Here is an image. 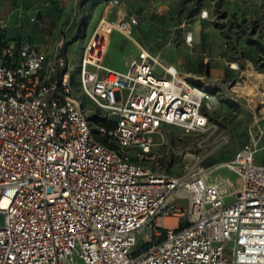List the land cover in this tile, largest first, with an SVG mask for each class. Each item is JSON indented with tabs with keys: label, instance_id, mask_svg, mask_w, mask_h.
Returning <instances> with one entry per match:
<instances>
[{
	"label": "built area",
	"instance_id": "2783aa9c",
	"mask_svg": "<svg viewBox=\"0 0 264 264\" xmlns=\"http://www.w3.org/2000/svg\"><path fill=\"white\" fill-rule=\"evenodd\" d=\"M114 30L131 34L98 19L77 72L64 38L52 53L0 48V264H264V112L229 161L159 172L169 151L154 136L171 125L210 137L215 95L146 49L124 72L104 66ZM76 83L101 114L85 113ZM219 169L234 180L211 178Z\"/></svg>",
	"mask_w": 264,
	"mask_h": 264
},
{
	"label": "rangeland",
	"instance_id": "374dc122",
	"mask_svg": "<svg viewBox=\"0 0 264 264\" xmlns=\"http://www.w3.org/2000/svg\"><path fill=\"white\" fill-rule=\"evenodd\" d=\"M110 11L114 25L121 18L130 22L132 36L127 39L117 30L110 34L104 66L124 72L128 57L137 53L134 44H139L150 52L160 51L158 63L174 62L182 75L196 77L215 95L209 115L216 132L206 138L162 126L154 136L155 148L168 149L169 154L157 170L179 174L187 158L199 159L209 170L229 161L248 140L254 115L264 112V0H0V46L23 39L52 53L64 38L71 42L67 55L77 72L82 47L98 19ZM200 11L207 16L199 17ZM187 32L192 33L190 46L184 41ZM176 50L184 54L181 61ZM253 89L256 103L249 95ZM75 93L88 116L102 113L78 83ZM119 94L115 92L116 99ZM216 170L211 178L220 173L234 180L228 171Z\"/></svg>",
	"mask_w": 264,
	"mask_h": 264
},
{
	"label": "crops",
	"instance_id": "0c3cea01",
	"mask_svg": "<svg viewBox=\"0 0 264 264\" xmlns=\"http://www.w3.org/2000/svg\"><path fill=\"white\" fill-rule=\"evenodd\" d=\"M111 11L108 13V15L105 17V19H107L108 21H112V19H111ZM101 17H103L104 18V14L101 16ZM100 17V18H101ZM110 18V19H109ZM129 24H130V22L129 21H127ZM112 23V22H111ZM130 26H131V24H130ZM121 35H123L121 32H119ZM131 36H132V33L130 34ZM123 37H126L125 35H123ZM127 38V37H126ZM128 39V38H127ZM108 41H110V35L107 37V46H106V51H107V48H108ZM137 42V41H136ZM138 43V42H137ZM134 46L135 47H137L138 49H137V53H138V51L142 48V49H146V48H143V47H141L139 44L138 45H135L134 44ZM38 47V46H37ZM39 48V47H38ZM40 50H42V51H44V52H46V53H49L48 52V50H46L45 48H39ZM147 50V49H146ZM106 51H105V53H106ZM149 51V50H148ZM64 52H65V55H66V57H67V59H68V61H70L71 60V57H69L68 55H67V48L65 47L64 48ZM150 52V51H149ZM186 51L184 50L183 51V53H185ZM137 53H135V50L131 53V55L128 57V59H127V65L129 64V62L132 60V59H134L136 56H137ZM150 53H153V54H159V59H160V55H161V52L160 51H158V52H156V53H154V52H150ZM184 54H182V56H183ZM182 56H180V57H177L176 59H177V61L178 60H180L181 61V59H182ZM103 57H105V54H104V56ZM103 60H104V58H103ZM103 60H102V63H103ZM193 62H195V60H192ZM167 64H171V65H173L176 69H177V66L175 65V63L174 62H169V63H167ZM178 70V72L180 73V70H182V68H180V69H177ZM181 74V73H180ZM186 78H188V77H186ZM191 79V78H190ZM192 79H194V80H197L196 79V77H194V78H192ZM226 172V171H225ZM222 175V174H221Z\"/></svg>",
	"mask_w": 264,
	"mask_h": 264
},
{
	"label": "bare ground",
	"instance_id": "6f19581e",
	"mask_svg": "<svg viewBox=\"0 0 264 264\" xmlns=\"http://www.w3.org/2000/svg\"><path fill=\"white\" fill-rule=\"evenodd\" d=\"M112 24L114 25V23H112ZM114 26H116V25H114ZM157 62H158V59H157ZM228 65H229V66H234V67L236 66L234 63H228ZM180 76L183 77V78H186L185 75L180 74ZM251 88H252V87H251ZM258 94H259V93H258ZM249 95H250L251 98H253V101L256 103L257 93H255V90H254V89L249 91ZM225 170L228 171L227 169H225ZM228 172H229V171H228ZM215 176H217V175H215ZM215 176H214V177H215ZM220 177H222V176H220ZM222 180H223V181H222L223 183H227L226 179H224L223 177H222ZM1 204H2V205L4 204V201H3V200L1 201Z\"/></svg>",
	"mask_w": 264,
	"mask_h": 264
},
{
	"label": "trees",
	"instance_id": "16d2710c",
	"mask_svg": "<svg viewBox=\"0 0 264 264\" xmlns=\"http://www.w3.org/2000/svg\"><path fill=\"white\" fill-rule=\"evenodd\" d=\"M13 41H18V40H13ZM5 44H7V43H5ZM5 44H4V45H5ZM65 44H67V42H66ZM4 45H2V46H4ZM2 46H0V48H1ZM61 51H63V48L61 49ZM94 119L96 120L95 117H94ZM96 122L99 123L100 125H107V124L104 123V122H98V121H96Z\"/></svg>",
	"mask_w": 264,
	"mask_h": 264
},
{
	"label": "water",
	"instance_id": "95a60500",
	"mask_svg": "<svg viewBox=\"0 0 264 264\" xmlns=\"http://www.w3.org/2000/svg\"><path fill=\"white\" fill-rule=\"evenodd\" d=\"M75 40V39H74ZM72 42H73V40H72ZM69 43H71V42H69Z\"/></svg>",
	"mask_w": 264,
	"mask_h": 264
}]
</instances>
